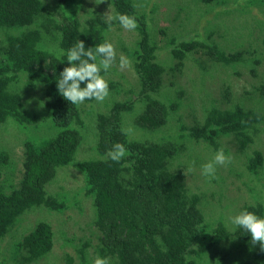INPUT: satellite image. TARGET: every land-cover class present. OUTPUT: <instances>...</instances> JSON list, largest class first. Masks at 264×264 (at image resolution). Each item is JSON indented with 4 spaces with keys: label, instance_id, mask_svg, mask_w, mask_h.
Wrapping results in <instances>:
<instances>
[{
    "label": "trees",
    "instance_id": "obj_1",
    "mask_svg": "<svg viewBox=\"0 0 264 264\" xmlns=\"http://www.w3.org/2000/svg\"><path fill=\"white\" fill-rule=\"evenodd\" d=\"M110 1L114 15H134L137 20L138 35L133 44L122 45L134 76L127 91L118 81H109L103 109L94 110L93 105L99 103L94 99L85 100L83 108L65 100L57 90V82L60 72L69 66V48L82 40L86 49L94 51L96 45L108 40L104 33L114 21L109 24L103 16H91L82 23L76 15L82 0H0V125L11 121L15 125L14 139L20 138L25 149L18 184L13 180L16 165L11 163L10 151L0 150V264H48L55 230L43 220L18 230L22 215L34 205L55 211L80 206L78 194L91 202L94 216L90 220L101 235L98 247L105 250L113 264H210L229 236L232 242H246L252 248L251 237L244 229L234 225L230 228L221 216L210 222L206 219L209 216L200 205L201 195L194 188L196 179L217 182L223 177L218 166L214 179L202 175V162L192 154L196 146L202 145L211 156L223 149L231 161L243 153L246 172L235 173L249 179V184L242 180L249 201L237 205V199H230L226 204H236L238 213L247 210L264 217V155L254 146L258 124L264 120V74L258 72L256 60L262 43L252 48L255 59L245 64L250 76L262 79L251 92L245 89L238 94L232 93L226 79L218 97L209 91L217 84L213 70L220 67L221 72L229 69L241 75V64L248 62L246 53L234 51V47L242 49L240 42L232 45L231 35L220 32L216 34L221 35L220 40L209 38L195 43L168 35L166 43L161 38V46L146 21V16L150 19L155 14L156 0L152 14L138 10L149 0ZM198 1L217 4L221 0ZM261 3L264 5V0ZM250 4L242 11L236 3V9L230 12L243 19L242 26L248 29L246 38L260 41L261 35L264 43V9L256 0H250ZM162 48L168 51L169 65L159 58L158 50ZM190 62L193 65L186 68L192 73L196 64L197 72L188 82L198 88L177 80L173 84L168 71L178 78L173 68H184ZM197 89L198 94L205 95L201 102L206 105L198 118L196 109L188 108ZM123 92L125 97L119 99ZM244 99L259 104L250 107ZM135 105L134 123L141 130L153 131L152 140L133 137L124 130L123 115L134 111ZM189 110L191 116L187 115ZM84 119L92 121L97 131L96 157L78 156L82 128L89 123ZM41 124L55 132L35 139L25 137L29 126ZM225 136L231 137L230 142L224 141ZM118 142L129 153L119 163L108 157ZM70 163L83 177L77 189L64 190L60 192L64 196H60L46 185L54 179L57 168ZM4 241L8 249L2 248ZM86 245L88 240L79 249L78 263L65 255V264H86L87 257L90 262ZM253 246L260 248L258 242ZM253 255L256 264H264V251L259 249ZM225 257L222 254L220 258Z\"/></svg>",
    "mask_w": 264,
    "mask_h": 264
},
{
    "label": "rangeland",
    "instance_id": "obj_2",
    "mask_svg": "<svg viewBox=\"0 0 264 264\" xmlns=\"http://www.w3.org/2000/svg\"><path fill=\"white\" fill-rule=\"evenodd\" d=\"M153 1L155 2V0H149V3L146 2L142 6H138V10L140 12L152 14V12H154L152 8L154 6ZM156 2L157 5L155 14H153L150 19H148L146 15L145 16L149 31L154 36L158 45L162 46L165 42V37L168 35H175L178 40H192L193 43L201 40H207L209 38L220 40L221 35H216L220 32H222L224 36L231 35L230 44L237 45L239 42L241 43L242 49H240V47H234V51H242L243 53L247 54L246 57L248 62L245 61L244 66L241 64L242 74H233L229 69H224L221 72L219 70L220 67L213 70V73H216L217 84L213 88L210 86L211 90L209 91H211L214 95H218V97H220L219 91L221 90V86H223L221 84L226 79L228 84H230L232 93L237 94L245 89L247 91L250 90L251 92L253 89L252 86L255 85L258 80L262 79L253 75L250 76V74L247 72V65H245L246 63H251V61L255 59V51H253L252 48L261 45L262 43V52L260 53V50L258 49V59L256 60H258V72L261 75L264 74V43L261 39V35L259 36L260 41L255 40L254 37L251 36L246 38L248 29L242 26L244 23L243 19L236 15V12H230L231 8L236 9V3L239 4L243 11V9L246 7L251 6L250 0H221L217 4L216 2L207 4L199 2L198 0H156ZM226 2H228L229 5H224ZM234 2L235 5L232 4ZM256 2L260 5V9H264V5L261 3V0H256ZM214 7L216 8L213 10ZM76 15L82 23L86 17L91 16H103L104 20L107 22L108 16L114 15V12L110 0H102L101 3L100 0H82L80 8L76 11ZM112 21L114 22L111 23L104 34L107 39L114 44L117 60L106 73L104 72L103 76L108 82L118 81L120 86H123V91H127L128 82L133 81L134 74L131 64L128 68L123 70L120 69L119 57L121 54H123L128 58V55L122 50V45L129 46L131 42L133 44L134 39L138 34L136 30L128 31L124 29L118 22H116V20ZM225 26L229 28V31L225 32L223 30V27ZM212 33L214 34L211 35ZM161 38L164 42L161 40ZM259 47L261 48V46ZM158 51L160 60L165 62L166 65H169L170 57L168 51L164 50L163 48L162 50ZM196 54H198L201 59H206L204 55L199 53ZM187 65H193V63L190 62V64H186V66L181 69L173 68V72L178 75V78L172 77V72L168 69L169 79H171L173 84H175L177 80L182 85L184 83L186 86H190L192 89L195 87L198 88V85L192 87V83L188 82V78L197 72V69L195 68L196 64L192 67V73L186 68ZM124 97V92L118 96L119 99H123ZM204 97L205 95L203 92L198 94L197 89L194 91L193 98L190 99L192 101H189L188 103V108L193 106V109H196L194 113L198 115L197 118L202 115L203 109H205L206 105L202 104L201 102ZM188 99L189 98H182V100L186 101ZM244 101L245 104L250 107L259 104L250 100L247 101L244 99ZM86 105V103L81 104V107H86ZM101 105L102 102H99L97 105H93L94 110L103 109ZM136 111L137 105H135L134 111L131 110L128 114L123 115L122 122L124 130L127 132V134L133 137L139 136L140 138L152 140L153 138L151 137L154 135L152 133L153 131L151 132L145 131L143 129L141 130V128H138L135 125L134 118ZM191 114L192 112L190 110L187 111V115L191 116ZM84 120L89 121L87 119ZM130 123L131 126L129 125ZM29 127L30 128L27 127L28 129L24 131L25 137L29 139H35L39 135H44L50 132L53 134L55 132L54 128L48 129V127L46 128L45 125L42 124L34 126L31 125ZM258 128L259 129L256 139H254V146L264 155V120L258 124ZM14 130L15 125L11 121H6L3 126L2 124L0 125V150L8 149L10 151L11 163H15L16 165V168H13L12 171L13 180L15 181V184H18L22 178V173L24 170L23 161L25 149L20 138L14 139ZM96 133L97 131L92 121H89L87 125H83L82 140L77 148L79 157H84L87 155L91 157L97 156ZM225 137L226 138H223L225 142L229 141L228 139L231 138L228 136ZM251 148L253 149L252 146ZM206 149L207 148H205L204 145L196 146L193 149L194 151L192 155L199 157L202 165H204L206 161H211L214 158V156L209 155L211 153H209ZM244 160L245 158L243 153H239V158L234 157L229 166L218 165V167L221 169V176L223 177V180L221 181L212 182L208 180V182H206V178L203 177L196 179L194 188L196 189V192L201 195L200 205L206 217L209 216L206 218L209 222V219L218 220V216H221L225 220L226 224H228V226L231 228L233 225L231 223V218L238 214L237 205L247 203L245 201H249L246 192L247 187L246 184L242 182V180L246 181L248 184L250 181L246 176H244L242 179L239 178L235 173L239 170L242 173L246 172L244 166L245 163L242 162ZM3 177L5 176L3 175ZM82 177L83 176L81 172L76 168V166L73 163H70L67 166H61L57 168L54 179L48 183L46 187L48 186L50 191H55L60 196H64V194L60 192H64V190L70 192L77 189L76 187L81 183ZM230 199H237L235 202L237 205L234 204L236 205L235 207L234 205L227 206L226 203H230ZM77 201L81 204L80 206L79 204L71 205L62 211H55L52 209L50 210L42 205H34L22 215L21 225L18 226V230L32 227L36 222H39V220L49 222L52 226V229L55 230L54 244L50 251L49 258L46 261L48 264H65V255H70L75 263H78L79 249L87 243V240L89 241V245L86 246L90 256V262H88L87 257L86 264H92L97 256L109 258L106 256L105 250H101L100 247H98V245H100L98 238L101 235L95 224L90 220V216H94V213L91 209V202L81 194H78ZM20 233L22 234L21 231ZM26 233H28V231L24 234ZM233 241L234 242H232L229 236V239H226L219 248L221 253H215V259L210 261V264H243L241 263L243 260L248 261V264H256L257 259L253 257V253L260 248L258 249V246H253L252 244V248H250V245H247L246 242L244 243L245 245H241L239 240L234 239ZM8 247V243L4 241L2 243V248L8 249ZM101 247H103V244H101ZM227 251H230V253H227ZM222 254L226 256L224 259L220 258ZM109 260L110 264H113L111 261L112 259L109 258Z\"/></svg>",
    "mask_w": 264,
    "mask_h": 264
},
{
    "label": "clouds",
    "instance_id": "obj_3",
    "mask_svg": "<svg viewBox=\"0 0 264 264\" xmlns=\"http://www.w3.org/2000/svg\"><path fill=\"white\" fill-rule=\"evenodd\" d=\"M102 0H100V3ZM116 20L126 30L132 31L138 27L134 15L120 14L108 16V22ZM93 48H85L84 41L78 40L75 46L69 48L67 61L69 66L60 72L57 90L65 100L72 105H80L85 100L94 99L103 102L109 95L108 81L101 75L107 72L116 62L117 54L113 43L105 40ZM130 60L123 54L119 57L121 70L130 67ZM83 83V87L81 84ZM128 150L122 143H116L108 152V157L119 163L128 155ZM231 163V157L226 156L223 149L216 152L213 160L202 165V175L215 178L216 167ZM231 223L244 229L251 237V244L259 243L260 250L264 251V217L252 211L243 210L231 218ZM92 264H110L107 257L97 256Z\"/></svg>",
    "mask_w": 264,
    "mask_h": 264
}]
</instances>
